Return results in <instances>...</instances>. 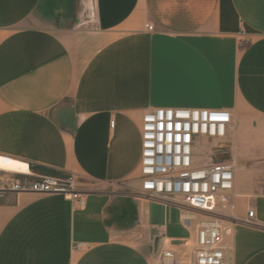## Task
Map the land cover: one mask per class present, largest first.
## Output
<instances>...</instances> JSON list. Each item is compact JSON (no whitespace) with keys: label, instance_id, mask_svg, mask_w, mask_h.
I'll use <instances>...</instances> for the list:
<instances>
[{"label":"crops","instance_id":"0c3cea01","mask_svg":"<svg viewBox=\"0 0 264 264\" xmlns=\"http://www.w3.org/2000/svg\"><path fill=\"white\" fill-rule=\"evenodd\" d=\"M155 107L230 112L215 140L253 222L223 243L264 264V0H0V154L84 197L0 199V264H193L190 210L137 194Z\"/></svg>","mask_w":264,"mask_h":264},{"label":"built area","instance_id":"2783aa9c","mask_svg":"<svg viewBox=\"0 0 264 264\" xmlns=\"http://www.w3.org/2000/svg\"><path fill=\"white\" fill-rule=\"evenodd\" d=\"M147 30L152 24L146 23ZM225 109L193 107H155L147 110L141 123L140 187L142 197L159 198L178 208L187 207L208 216L197 224L193 238V264H230L224 236L237 221L252 223L253 211L246 218L235 214L234 170L225 160L196 163L194 149L199 137L222 139L231 123ZM112 124V122H111ZM220 149V148H219ZM13 159L0 154V199L9 193L37 192L63 194L84 204L78 182L72 174L35 175L26 170L12 171L4 164ZM185 223L191 215L183 218ZM82 243H74L81 249ZM161 258H171L162 250Z\"/></svg>","mask_w":264,"mask_h":264},{"label":"rangeland","instance_id":"374dc122","mask_svg":"<svg viewBox=\"0 0 264 264\" xmlns=\"http://www.w3.org/2000/svg\"><path fill=\"white\" fill-rule=\"evenodd\" d=\"M226 150V146H223L219 141L215 139L199 137L198 144L194 149L196 163L201 164L203 162H209L210 160H225L227 159L225 155ZM259 169L261 172H264V167ZM183 208L190 210V215L192 216L191 224L196 225L200 221H203L208 218V216H204V214L198 210L189 209L187 207Z\"/></svg>","mask_w":264,"mask_h":264},{"label":"bare ground","instance_id":"6f19581e","mask_svg":"<svg viewBox=\"0 0 264 264\" xmlns=\"http://www.w3.org/2000/svg\"><path fill=\"white\" fill-rule=\"evenodd\" d=\"M1 165V164H0ZM4 168H7L12 171H21L27 169V164L25 162H22L20 160H12L9 161V163L3 165Z\"/></svg>","mask_w":264,"mask_h":264}]
</instances>
